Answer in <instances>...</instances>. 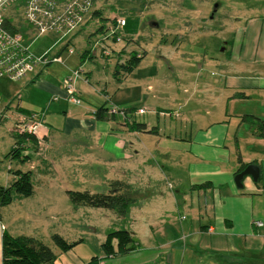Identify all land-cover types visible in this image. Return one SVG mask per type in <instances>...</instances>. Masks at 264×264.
I'll return each mask as SVG.
<instances>
[{
    "label": "rangeland",
    "instance_id": "374dc122",
    "mask_svg": "<svg viewBox=\"0 0 264 264\" xmlns=\"http://www.w3.org/2000/svg\"><path fill=\"white\" fill-rule=\"evenodd\" d=\"M255 1L96 0L90 14L99 10L100 16H85L83 24L69 33L38 35L24 18L23 0H1L0 13L23 33L29 51L36 57L46 55L47 61L57 57L49 66L38 63L18 81L0 79V187H10L12 182L8 184L7 180L16 171L32 172L35 192L31 199H19L32 202L29 206H20L14 197L7 209L0 207L4 223L8 217L13 219L14 234L35 233L58 255L54 263L60 264L65 253L55 247L52 235L75 243L69 254L81 258L101 249L106 232L128 230L132 224L130 217L119 219L106 209L82 207L76 213L67 191L108 193L109 183L118 180L128 182L134 191L148 185L154 190L159 188L168 200L169 192L164 186L175 185L174 175L181 176L184 169L181 156L185 134L191 125L196 127L202 122V117L214 119L225 112L217 60L224 59L225 42L239 25L242 10ZM117 17L124 19L120 41L105 37ZM67 42L65 51L57 56ZM85 51V60L81 62ZM118 53L123 58L132 53L142 56L131 73H121L120 83L113 78ZM40 67L44 70L41 76L48 82L60 79L61 91L66 95L49 96L40 84L34 89L24 85L25 79ZM84 70L91 71L89 82L100 97L108 100L109 108L127 110L129 124L121 116L112 122L115 130L122 131L124 150L131 158L118 161L109 157L88 122L78 123L73 129L68 127L74 113L89 110L92 105L100 106L98 99L85 96L80 99V106L66 102L67 85L75 89V72L83 76ZM51 100L52 107L44 116L52 126L48 161L44 164L38 158L31 162L12 159L9 151L16 142L12 133L14 123L23 110L41 113L42 104L47 106ZM66 103L69 112L65 116ZM82 118L80 115L77 119ZM133 123H144L147 131L132 130ZM186 200L187 205L179 210L168 204L164 220L175 223L180 218L188 222L192 213L189 199ZM23 209L37 216L29 215L26 219ZM148 210L155 212L156 207Z\"/></svg>",
    "mask_w": 264,
    "mask_h": 264
},
{
    "label": "crops",
    "instance_id": "0c3cea01",
    "mask_svg": "<svg viewBox=\"0 0 264 264\" xmlns=\"http://www.w3.org/2000/svg\"><path fill=\"white\" fill-rule=\"evenodd\" d=\"M241 13L243 16L240 17L239 25L225 42L227 48L224 59L217 60L221 74L217 84L222 89V99L226 101L225 112L214 119L202 117V122L196 127L191 125L185 134L181 156L183 172L181 176L174 175L175 185L168 183V187L164 186L170 198L165 200L159 191L161 189L154 190L151 185L134 191L128 182L123 181L138 197V203L130 208L127 216L132 224L126 230L132 235L135 249L110 257L100 249L90 256L77 258L69 254L74 246L63 252L65 256H61L60 264H88L94 257L99 259L97 264H264V136L259 134L261 130L253 131L249 123L241 120L243 115H251L264 121V0L251 2ZM69 42L62 45L57 56L65 51ZM85 56L86 51L80 56L81 62ZM128 58L118 53L117 64L124 63ZM51 63L48 61L45 66ZM114 71L115 68L113 78L120 83L121 74L116 77ZM43 72V67L32 72L24 85L34 89L40 84L49 96L53 93L64 95L60 79L55 83L48 82L41 76ZM90 77L91 71H85L83 76L79 74L75 79L76 95L81 100L84 96L98 99L100 106L109 108L108 100L100 97L89 82ZM103 94L107 92L103 90ZM53 102L51 100V104L39 106L42 112L38 113L41 121L38 137L22 142L21 156L28 158L26 162H31L33 158L40 159L44 164L48 161L52 126L45 122L44 116ZM66 102L74 106L81 105V102L76 104L69 99ZM67 103L63 111L65 116L69 112ZM58 105L63 107L60 103ZM100 106L92 105L89 110L74 113V120L68 121V127L73 129L78 123L84 125V122H88L90 130L97 134V142L109 157L118 161L131 158V154L124 150L126 141L121 137L122 131L115 130L112 122L121 115L114 114L112 120H98L94 113ZM23 112L31 113L28 110ZM80 115L84 118L78 121ZM250 164L260 169L259 180L254 183L251 178H245L242 189H238L234 176L242 166ZM15 179L13 174L7 183H13ZM205 184L209 186L194 189ZM34 195L35 192L31 197ZM15 199H18L20 206L32 203L19 200L21 198L16 196ZM186 199H189L191 219L188 222L180 218L175 223L165 221L167 205H175L179 210L187 205ZM149 207H156V211H149ZM81 208L73 207V210L77 213ZM21 212L26 219L29 215L37 216L35 212L25 209ZM255 222L263 226L256 227ZM13 225L11 217L4 223L0 215V264L2 236L8 233L15 237ZM110 232L103 235L104 241ZM18 236L41 240L35 233Z\"/></svg>",
    "mask_w": 264,
    "mask_h": 264
},
{
    "label": "trees",
    "instance_id": "16d2710c",
    "mask_svg": "<svg viewBox=\"0 0 264 264\" xmlns=\"http://www.w3.org/2000/svg\"><path fill=\"white\" fill-rule=\"evenodd\" d=\"M92 16H100L99 10L93 11ZM117 18L112 20L113 26H115ZM5 25L14 31H19V28L13 25L8 18H5ZM100 30L102 33L105 32L104 28ZM120 31L115 33V37H113L114 41H116L117 36H120ZM141 59V55L132 53L124 63L116 64L114 75L117 77L121 73H131L140 63ZM109 109L104 105L98 107L94 113L95 118L98 120H112L114 114H111ZM121 111L125 116V118L123 117L124 123L129 124L130 118L126 114L127 110L122 109ZM241 120L249 123L253 131L261 130L259 134L264 136V121L251 115H243ZM130 128L135 131H147L144 123H133ZM14 135L16 142L14 147L9 151V156L12 159H18L20 162H26L28 158L21 156L23 150L22 142L25 139H34L35 136L27 134ZM245 167L242 166L240 171L244 170ZM13 174L16 179L12 185L7 188L0 187V207L10 205L15 196L29 198L34 193L31 172L16 171ZM208 186V184L199 185L195 186L194 189H203ZM66 195L74 208L89 207L106 209L113 212L119 219H125L129 214L130 208L138 203V197L131 191L130 186L123 181L110 182L108 193L92 194L89 192L67 191ZM51 240L61 252H67L76 245L75 243L66 242L57 234L52 235ZM114 243L116 246H114ZM101 249L106 256L110 257L133 251L135 249V243L132 235L128 231L117 230L110 232L106 236L105 241L101 245ZM55 259L56 256L52 249L39 239L27 236L14 237L8 233H4L2 236V264H53ZM98 261L99 259L94 257L88 264H97Z\"/></svg>",
    "mask_w": 264,
    "mask_h": 264
},
{
    "label": "built area",
    "instance_id": "2783aa9c",
    "mask_svg": "<svg viewBox=\"0 0 264 264\" xmlns=\"http://www.w3.org/2000/svg\"><path fill=\"white\" fill-rule=\"evenodd\" d=\"M1 1V0H0ZM96 0H23L24 18L30 27L38 35L49 32L69 33L79 28L89 15L90 10ZM124 19L118 17L116 24L110 29L105 37H115V33L122 30ZM117 36L116 41H120ZM57 57L52 58V60ZM51 60V61H52ZM46 55L36 57L24 42V35L20 31H14L5 25V17L0 13V79L8 78L18 81L33 71L38 63H47ZM79 71L75 76H79ZM69 101L79 104L80 98L72 85L66 87ZM111 114H120L125 118L121 109L112 106L109 109ZM41 126L40 116L37 113L22 112L18 120L14 123L13 134L32 135L38 137ZM256 227H262V223L255 222Z\"/></svg>",
    "mask_w": 264,
    "mask_h": 264
},
{
    "label": "water",
    "instance_id": "95a60500",
    "mask_svg": "<svg viewBox=\"0 0 264 264\" xmlns=\"http://www.w3.org/2000/svg\"><path fill=\"white\" fill-rule=\"evenodd\" d=\"M251 178L254 183H257L260 177V169L256 165H247L244 170L234 176V182L238 189H242V182L245 178Z\"/></svg>",
    "mask_w": 264,
    "mask_h": 264
}]
</instances>
